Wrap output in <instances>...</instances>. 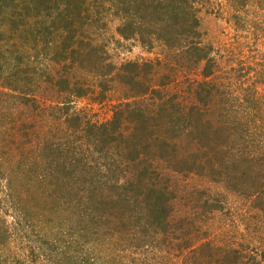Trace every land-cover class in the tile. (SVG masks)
<instances>
[{
  "label": "trees",
  "instance_id": "16d2710c",
  "mask_svg": "<svg viewBox=\"0 0 264 264\" xmlns=\"http://www.w3.org/2000/svg\"><path fill=\"white\" fill-rule=\"evenodd\" d=\"M195 1L0 0V54L8 56L0 64L4 86L19 95L21 91L34 106L36 96L28 90L36 91L42 82L66 96L51 106L62 115L64 137L40 142L44 164L55 170L50 174L64 188L61 204L81 228V249L112 236L110 243L122 247L126 256L135 251L125 256L127 264H137L134 253L149 257L157 246L189 251L187 264H264V251L258 259L238 249L214 247L211 241L193 248L200 228L192 220L198 217L176 215V194L161 179L167 162L177 173L223 182L264 211V150H259L260 142L245 138L248 124L239 116L237 99L218 96L223 92L214 83L217 55L213 44L203 41ZM237 1L245 7L250 0ZM106 16L120 20L117 32L125 39H137L150 50L158 45L175 56L166 62L127 61L121 67L108 63L94 38ZM231 18L241 20L236 14ZM29 52L39 64L29 61ZM48 59L64 65L57 79L46 69L45 79L39 71L38 65ZM75 66L96 80H76ZM182 68L197 71L199 79L179 80ZM115 86L123 95L110 120L97 122L83 111H72V98L85 97L92 88L103 103ZM171 86L177 91L170 93ZM188 92L194 93L192 100ZM205 192L198 208H224L219 197L203 199ZM177 230L183 237L174 238ZM88 257L81 263L87 264Z\"/></svg>",
  "mask_w": 264,
  "mask_h": 264
},
{
  "label": "rangeland",
  "instance_id": "374dc122",
  "mask_svg": "<svg viewBox=\"0 0 264 264\" xmlns=\"http://www.w3.org/2000/svg\"><path fill=\"white\" fill-rule=\"evenodd\" d=\"M195 7L201 19L203 41L211 42L213 53L217 55L214 83L223 92L218 96L230 102L237 99L239 116L248 124L245 138L260 142L259 150H264V136L259 138L264 134V0H250L245 7L237 0H196ZM233 14L239 15L241 20L231 18ZM119 23V19L106 16L105 26L95 30L94 38L105 51L108 63L121 67L127 61L166 62L175 56L174 52L157 44L150 50L137 39H125L117 32ZM28 56L30 62L39 64L37 58L33 59V52ZM5 58L8 56L0 54V64ZM63 66L48 59L38 68L43 78L47 79L49 72L57 79ZM72 75L82 82L96 80L90 75L87 78L78 66L72 69ZM187 76L199 79L197 71L191 68L178 70L179 80ZM47 83L42 82L34 92L28 90L36 96L37 106H34L33 102L31 105V101L25 100L21 91L20 96L6 88L0 79V264H82L81 259H86L87 254V264L89 261L90 264L92 261L127 264L126 257L135 251L131 250L126 256L122 247L110 243L112 236L100 241L97 247L81 249V228L68 216L67 205L61 204L63 199L59 198L64 188L57 185L54 175L50 174L55 170L50 168L49 171L44 164L40 141L49 137L56 142L60 136L64 137V120L60 121L61 114L51 106L66 96L56 93L57 89ZM177 88L171 86L170 93ZM90 89L91 94L72 98V111H83L97 122L110 120L113 106L123 95L122 90L119 86L111 87L106 101L99 103L94 90ZM186 95L191 100L194 97L193 92ZM161 171L164 175L161 179L176 194L173 202L176 215L190 219L198 217L192 220L200 228L193 248L203 241H211L214 247L238 249L242 255L260 258L259 252L264 251V211L253 207L252 199L228 190L223 182L216 183L207 175L177 173L167 162H163ZM260 172L263 173L264 168ZM203 191H206L203 199L219 197L224 208L211 211L198 208L200 201H205L202 200ZM173 235L174 238L183 237L178 230ZM167 251L157 246L149 257L141 253L133 256H137V264H187L186 255L191 254L175 248Z\"/></svg>",
  "mask_w": 264,
  "mask_h": 264
}]
</instances>
